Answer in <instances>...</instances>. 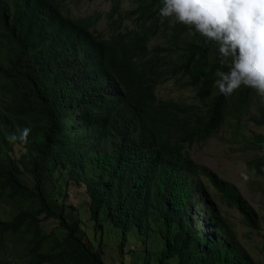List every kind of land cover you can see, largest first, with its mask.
Returning a JSON list of instances; mask_svg holds the SVG:
<instances>
[{
	"label": "trees",
	"instance_id": "trees-1",
	"mask_svg": "<svg viewBox=\"0 0 264 264\" xmlns=\"http://www.w3.org/2000/svg\"><path fill=\"white\" fill-rule=\"evenodd\" d=\"M109 1L112 31L105 36L95 29L100 13L64 14V0H0V205L12 213L0 222V253L21 264H107L79 237V222L70 221L66 206L56 211L47 200L46 181L61 168L85 185L96 228L106 222L119 231L121 255L132 228L147 235L156 222L164 241L161 264H256L209 212L202 182L259 231L253 209L188 150L219 131L233 99L234 92L214 96L216 73L228 71L217 45L196 34L173 67L166 49L149 48L162 30L161 0ZM125 1L136 4L131 29L112 21L128 16L121 13ZM179 41L177 35L171 43L177 53ZM177 76L198 90L202 107L158 96L159 86ZM248 99L247 92L238 107ZM260 113L254 121L264 127V106ZM26 126L32 129L27 144L8 142ZM16 146L23 151L17 159ZM253 147L258 155L250 165L261 174L264 133ZM47 220H56L66 236L48 234Z\"/></svg>",
	"mask_w": 264,
	"mask_h": 264
},
{
	"label": "rangeland",
	"instance_id": "rangeland-1",
	"mask_svg": "<svg viewBox=\"0 0 264 264\" xmlns=\"http://www.w3.org/2000/svg\"><path fill=\"white\" fill-rule=\"evenodd\" d=\"M136 8V4L125 1L122 5L123 14L128 16H113L112 21L121 23L122 27L131 29L134 19L129 13ZM110 11L109 0H64L63 13L73 17H84L94 13L102 15L95 29L105 36L112 31L108 14ZM162 30L160 34L149 44L150 50L158 47L166 49V55H170V63L176 65L177 55L191 41L194 35H189L188 26L178 23L174 17L161 16ZM177 35H180L177 53L176 47L171 44ZM215 53L210 56V64L215 63ZM249 94L248 103L243 108L238 107L239 99L243 94ZM219 94L215 87L214 96ZM158 96L163 100H174L185 104L202 107L197 99L198 90L190 88L187 80L181 76L171 79L168 83L158 88ZM264 106V98L260 97L254 89L241 85L234 91L232 102L226 112L225 121L219 131L210 137L205 143H196L188 148L192 159L200 166L215 173L221 180L230 183L237 188L244 199L253 209L259 219L261 230L251 229L244 221L243 215L236 208L228 207L214 188L205 180L202 182L201 197L208 202L209 212H214V217L223 221L226 227V235L249 253L256 264H264V171L258 174L250 162L258 155L253 147L255 137L264 133V127L255 123L261 119L260 109ZM14 158H19L23 151L15 147L11 152ZM24 182L32 185L31 176L25 171L22 174ZM45 194L50 205L59 211L60 205L66 206L67 215L72 223L79 222L78 235L86 241L94 251L100 250L107 264H161L164 251V241L159 234V225L154 222L150 225L147 235L138 234L135 228L129 231L124 252H119L120 234L109 223L104 222L103 229H97L89 210V197L84 184H78L75 178L70 176L69 169L57 168L53 175L47 179ZM198 209V214L203 220L204 208ZM210 216L211 213H209ZM12 219L11 209L6 205H0V222ZM48 234L64 238L66 232L58 227L56 220L43 222ZM132 249L130 251L129 249ZM0 264H21V259L12 253H0ZM165 264H178L176 259H171Z\"/></svg>",
	"mask_w": 264,
	"mask_h": 264
},
{
	"label": "clouds",
	"instance_id": "clouds-1",
	"mask_svg": "<svg viewBox=\"0 0 264 264\" xmlns=\"http://www.w3.org/2000/svg\"><path fill=\"white\" fill-rule=\"evenodd\" d=\"M161 5L162 17H174L189 27V35L217 45L228 67L216 73L220 94L229 96L243 85L264 98V0H161ZM31 131L18 129L8 142L27 144Z\"/></svg>",
	"mask_w": 264,
	"mask_h": 264
},
{
	"label": "water",
	"instance_id": "water-1",
	"mask_svg": "<svg viewBox=\"0 0 264 264\" xmlns=\"http://www.w3.org/2000/svg\"><path fill=\"white\" fill-rule=\"evenodd\" d=\"M258 218V217H257ZM259 220V219H258ZM263 241H264V238H263Z\"/></svg>",
	"mask_w": 264,
	"mask_h": 264
}]
</instances>
